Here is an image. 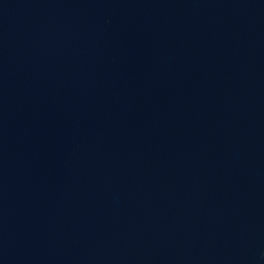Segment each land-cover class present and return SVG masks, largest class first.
I'll use <instances>...</instances> for the list:
<instances>
[{
    "label": "water",
    "instance_id": "obj_1",
    "mask_svg": "<svg viewBox=\"0 0 264 264\" xmlns=\"http://www.w3.org/2000/svg\"><path fill=\"white\" fill-rule=\"evenodd\" d=\"M0 264H264V0H0Z\"/></svg>",
    "mask_w": 264,
    "mask_h": 264
}]
</instances>
